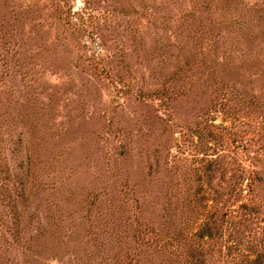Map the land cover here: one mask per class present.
<instances>
[{"label":"rangeland","instance_id":"374dc122","mask_svg":"<svg viewBox=\"0 0 264 264\" xmlns=\"http://www.w3.org/2000/svg\"><path fill=\"white\" fill-rule=\"evenodd\" d=\"M0 162V264H264V0H0Z\"/></svg>","mask_w":264,"mask_h":264},{"label":"trees","instance_id":"16d2710c","mask_svg":"<svg viewBox=\"0 0 264 264\" xmlns=\"http://www.w3.org/2000/svg\"><path fill=\"white\" fill-rule=\"evenodd\" d=\"M221 8H223V7H221ZM225 19L226 18H224L223 21H225ZM0 172H1L0 177H1V181H2L0 184L3 183L2 184V189H3L2 199L4 200V198H5V201L2 204H3V206H6V208H8L9 212L15 218L14 221H16L17 217H15V216H17L19 214V211L17 209L18 205L21 204L26 199L25 194L23 193L22 182H20L21 186H20V188L18 187L17 190H16L15 186L10 187V186H7V183L4 184V181L8 182L11 180V175L6 173V168H4V164L1 162H0ZM11 189H13V190H11ZM10 191H14V193L11 194ZM257 264H259V262H257Z\"/></svg>","mask_w":264,"mask_h":264}]
</instances>
